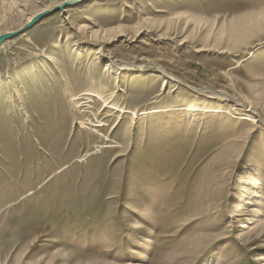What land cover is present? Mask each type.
<instances>
[{
    "label": "rangeland",
    "instance_id": "1",
    "mask_svg": "<svg viewBox=\"0 0 264 264\" xmlns=\"http://www.w3.org/2000/svg\"><path fill=\"white\" fill-rule=\"evenodd\" d=\"M6 33L0 264H264V121L219 99L264 120V0H0Z\"/></svg>",
    "mask_w": 264,
    "mask_h": 264
},
{
    "label": "bare ground",
    "instance_id": "2",
    "mask_svg": "<svg viewBox=\"0 0 264 264\" xmlns=\"http://www.w3.org/2000/svg\"><path fill=\"white\" fill-rule=\"evenodd\" d=\"M65 2V1H64ZM31 19V18H30ZM31 20H29L30 22ZM231 25V24H230ZM85 26L83 25H79L78 28L76 30H82L84 29ZM238 29V28H237ZM8 33L6 34H3V36H6ZM22 36H25V35H22ZM26 37V36H25ZM101 43V42H100ZM99 43V45L101 46V44ZM108 68H115V64L114 63H111V64H108L107 65ZM146 66H154V64L152 65V63L150 64L149 62L147 63ZM141 68V67H140ZM159 69V68H158ZM156 70V69H155ZM119 71V70H118ZM161 71V70H160ZM122 72V71H121ZM163 72V71H161ZM120 74V73H119ZM173 80V79H172ZM103 94V93H102ZM100 94V93H95V94H92V97L93 98H96L98 101H101L103 103V109L102 111L104 110V108L106 109H111L112 111L114 110L116 113H121L122 110H120L117 106H115L113 103H112V100L110 101V103L107 102L106 99H104L103 95ZM227 95V94H226ZM224 96V95H223ZM221 96V97H223ZM220 100H225L227 102V99H229V101H232L233 103H235L236 106L238 107H242L244 108L246 114H249V115H244L243 117H240L241 120H244L246 122H249V123H254L256 122V118H258L259 120L261 121H264L262 119V117H260V115L258 116L256 114V110H254V108H252L250 105H247L245 106L244 103H246L245 101L243 102H240V101H237L235 99H232L231 97H223V98H219ZM89 99L88 98H85V101H83L82 103H80L78 106H76L77 110L79 109V111H81L80 113H84V110L81 108L83 105H88V102H90V100L88 101ZM248 102V101H247ZM249 104V103H248ZM101 105V104H100ZM234 107V106H233ZM233 107H228L227 109H223L222 107L221 108H208V109H205V110H200L199 107L195 106V105H189V106H186L183 108V110L185 112H188V113H194V112H199V113H209V114H217V113H222V114H229L231 112L234 111ZM123 109V108H122ZM161 110V109H160ZM177 110V109H176ZM236 110V109H235ZM163 111V110H162ZM166 111V110H165ZM169 111V109L167 110ZM166 111V112H167ZM173 111V110H172ZM78 112V111H77ZM237 112V111H236ZM258 112V111H257ZM90 113V112H89ZM191 114V115H192ZM83 115V114H82ZM195 115V114H194ZM192 117V116H191ZM88 119V118H87ZM90 120V119H89ZM96 120V119H95ZM80 123V122H79ZM258 123V122H257ZM261 123V122H260ZM85 124V123H84ZM90 126L94 129L93 133L96 132L97 134L99 133V131L97 129H101L105 126V123H103L102 121H97L96 124H90ZM87 128V127H86ZM106 128V127H105ZM98 135H101L100 133ZM101 137V136H99ZM127 145V143H126ZM127 148V146H126ZM123 149V148H122ZM126 151V150H125ZM241 180V179H240ZM247 181H244L243 182V186L241 187L240 190H242V192L244 194H247L248 192H250L251 194L248 196V195H245L243 196V198L241 197L238 204L235 205L234 207V211L235 212H239L240 211V214H243V210L247 209L248 207L250 208L251 205H253V203L257 200V194L259 192H257V190L259 189L258 186H257V182L253 179V178H248L246 179ZM241 183V182H240ZM259 203V202H258ZM246 206V207H245ZM242 210V212H241ZM246 212V211H245ZM247 213V212H246ZM254 213V212H253ZM235 216V215H234ZM232 217V216H231ZM236 217V216H235ZM250 221V220H249ZM241 227H244V226H241Z\"/></svg>",
    "mask_w": 264,
    "mask_h": 264
},
{
    "label": "water",
    "instance_id": "3",
    "mask_svg": "<svg viewBox=\"0 0 264 264\" xmlns=\"http://www.w3.org/2000/svg\"><path fill=\"white\" fill-rule=\"evenodd\" d=\"M10 38H11V35L1 36V37H0V44H1L3 41H5V40H7V39H10Z\"/></svg>",
    "mask_w": 264,
    "mask_h": 264
}]
</instances>
